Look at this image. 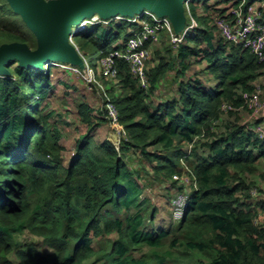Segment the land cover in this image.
Here are the masks:
<instances>
[{"label":"trees","instance_id":"obj_1","mask_svg":"<svg viewBox=\"0 0 264 264\" xmlns=\"http://www.w3.org/2000/svg\"><path fill=\"white\" fill-rule=\"evenodd\" d=\"M240 2H209L204 16L210 26L193 13L201 26L185 39L195 45H180L181 73L187 60L202 55L214 89L190 78L179 82V95L156 103L151 96L166 78L170 58L162 56L157 66L148 67V87L118 58L120 92L114 84L109 92L126 136L119 148L107 139L97 142L92 107L81 104L88 130L68 162L62 132L46 110L52 67H26L18 59L6 64L8 73H0V264H85L94 256L108 264H179L191 257L200 264H264V220H258L264 203L252 202L249 192L264 159V135L258 130L264 116L253 114L242 95L256 90L264 62L226 40L215 21L224 14L232 18L226 11ZM258 8L264 19V7ZM116 28L94 23L74 38L83 59L90 56L95 73L107 83L113 80L103 74L104 58L131 35L123 26ZM37 39L9 0H0V44ZM224 103L230 108L223 109ZM240 110H249L250 120L242 122ZM227 114L234 118L221 126ZM185 171L197 185L188 207L179 222L157 228L158 208L142 197L144 189L159 185L168 196L185 191ZM27 231L48 249L21 240ZM112 234L110 249L100 253L93 243Z\"/></svg>","mask_w":264,"mask_h":264},{"label":"rangeland","instance_id":"obj_2","mask_svg":"<svg viewBox=\"0 0 264 264\" xmlns=\"http://www.w3.org/2000/svg\"><path fill=\"white\" fill-rule=\"evenodd\" d=\"M209 2H211L210 5H212V3L216 2V0H201V2H198V0H192L190 2L191 4L190 10L188 5L187 4L185 5L186 18H185L184 26L178 29L179 32V34H177L178 37H180V32L183 31L184 27L190 25L189 11H191V9H192L191 13L192 14L194 13V15L198 19H200L202 22H207L209 26L211 25L210 18L204 16L206 15V8ZM252 4L251 3L248 4V9H251L252 11L256 12L259 15L258 12L259 10H257V8H254ZM256 4L259 5V3ZM226 6L227 4H221V8ZM233 6L227 9L228 10L226 11L227 14L232 13ZM139 17L140 15H136V16L119 15V16H113L111 18H106L97 23H101L108 30L114 29V31H115V27H117L116 29H118V27L123 26L125 32L126 29L130 32L134 30L136 27L141 26V22L140 20H138ZM190 34H193L192 36H195L197 33H195L194 31L191 32ZM218 36L219 34L216 35V38H218ZM171 39H172V35L169 34V31H163L160 34H156V36L152 37L149 41V45L152 48V56L148 62L149 68L153 66H157L162 56H167L172 61L170 63V67L168 69L166 78L158 83V87L156 88V90H154V93L151 96L152 98L151 100L155 101L156 103L164 102V100H166L167 97L171 96L170 95L171 93L173 95H179L178 84L180 81L188 80L190 78L192 79L199 78L200 82L204 85V87L208 88L212 84V80H213L210 78L211 75L206 72L207 62L209 61L208 59H203L202 55H199L198 57L192 56L190 58V62L187 60L189 67L185 72V74H182L181 70H183L184 65L183 63L180 62V59L177 58L179 54L180 45L186 44L189 46H194L195 42L186 40L185 38L178 41H172ZM121 41L122 39H119L118 43H121ZM28 44L33 50H36L40 45L38 39L37 41L31 40V42ZM158 51L160 54L158 53ZM80 55L82 58L80 62L73 63L62 60H53V64H51L48 68L46 67L44 68L49 70L52 67L51 70L52 87L47 93L48 103L46 106V110L47 112H53L50 121L54 126L60 128L62 132L61 140L63 144H65L66 146V151H65L66 162H68L70 157L73 155L75 151V144L77 139H79L80 134L88 130V125L86 121L83 120V116L80 113L81 104L86 103L92 107L91 114L93 116L94 122H98L99 124V126L92 131V135L94 136L97 142H101L107 139L110 140L111 142H117L120 144L121 139H123L126 136L125 133L124 136L121 137L122 133H119L118 130L113 126V123L107 112L108 108L106 105V99L112 98L109 92V88H111L113 84L116 87L117 92H120L119 78L113 80V82L110 83L102 81L97 76L95 71L93 70L92 72L91 70L92 58L90 59V56H87L85 57V59H83L82 55L84 54L80 53ZM88 64L90 66V70L87 67ZM95 78L100 80L98 84L95 82L94 80ZM255 84H260L261 87L264 88V72L262 76L259 77L257 82H255ZM262 97L264 99V89L262 92ZM248 109L254 112L253 109L250 108ZM249 110L247 111L240 110L242 122L250 120L248 116ZM233 118H234L233 115L227 114L221 120L222 122L221 126H223L226 121L230 119L233 120ZM258 130L262 133V135H264V122L260 124ZM203 149L204 148L199 147L201 153H204ZM187 152L190 153L189 147L187 148ZM206 152L207 151H205V153ZM191 157L193 159H196L195 156L191 155ZM185 161L186 158L184 157L183 162L186 163L187 161L186 162ZM135 163L138 162L135 161ZM260 166L261 167L259 168V170L252 175V179L255 180L256 182H253L251 184V187L249 188V192L251 194V201L254 203H258V202L264 203V159H263V164ZM186 167L188 168V165H186ZM183 178L186 180L187 189L181 192H173L170 196H168V191L164 189L162 186L148 185L145 187L142 197H146V196L149 197L150 202L153 205H156L158 208L155 219V222H157L156 225L157 228L166 227L170 223H177L180 221L181 216H179L176 213L173 200L177 195L181 193L190 196L191 190L194 186L193 178L190 177L188 172L185 171V173L183 174ZM259 211L260 212L258 215V220L263 221L264 208H260ZM148 225L149 223L146 224V226ZM150 228L151 226H149V228L147 229ZM114 237H116L115 234L106 236L104 238H98L97 241L93 243V245L96 249L100 251V253L106 252L110 249L109 248L110 243ZM19 238L23 241H28V240L36 241L41 249H45V250L48 249V247L42 243V239L40 237L35 236L28 231L21 234ZM141 253L142 251H136V255H139ZM95 258L96 256L87 259L85 261V264H108L105 262V257L101 256L99 259L96 260ZM179 264H200V262L197 257H191V258L183 259L181 262H179Z\"/></svg>","mask_w":264,"mask_h":264},{"label":"water","instance_id":"obj_3","mask_svg":"<svg viewBox=\"0 0 264 264\" xmlns=\"http://www.w3.org/2000/svg\"><path fill=\"white\" fill-rule=\"evenodd\" d=\"M185 0H9L35 32L39 47L33 50L25 41L5 42L0 45V73H8L6 64L18 59L20 64L32 68H48L53 60L77 63L81 55L71 41L83 22L96 12L102 18L118 14H142L149 9L158 15H168L180 29L185 22Z\"/></svg>","mask_w":264,"mask_h":264},{"label":"built area","instance_id":"obj_4","mask_svg":"<svg viewBox=\"0 0 264 264\" xmlns=\"http://www.w3.org/2000/svg\"><path fill=\"white\" fill-rule=\"evenodd\" d=\"M231 14L232 18L227 17L226 15L216 16L215 21L221 35L228 41L249 48L258 56L261 62H264V24L260 22L262 18L261 13L259 12V16L256 12L248 9V0H241L239 5L233 6ZM102 20L104 19L96 14L92 16V18L86 20L84 25H86V23H94L93 21L99 22ZM138 20L141 22L139 30L133 31L124 42L123 47L111 51L104 58L103 73L106 76L111 77L113 80L118 79L119 67L117 59L123 58L129 63L132 72L140 80L141 84L148 87V62L152 56V48L149 45L150 39L156 36L159 30L164 28L172 35V41H178L183 39L186 31L178 37L173 29L170 18L157 15L151 10H146L140 15ZM199 26L198 21L195 18H192L188 30ZM263 89L264 88H262L260 84H256V90L254 92H242L243 98L248 107L253 109V114L257 116H264V99L262 97ZM106 105L113 126L119 133H122L121 137L124 136L126 130L121 123L120 113L116 103L112 98H107ZM222 108L226 110L230 107L228 104L224 103ZM113 143L117 145L119 144L117 142ZM189 200L190 196L183 193L177 195L173 200L175 211L179 216L182 217L184 215Z\"/></svg>","mask_w":264,"mask_h":264},{"label":"clouds","instance_id":"obj_5","mask_svg":"<svg viewBox=\"0 0 264 264\" xmlns=\"http://www.w3.org/2000/svg\"><path fill=\"white\" fill-rule=\"evenodd\" d=\"M190 1L191 0H185L184 1V17H185V11H186V4L188 5V7H189V10H190V6H189V3H190ZM248 4H249V2H248ZM146 10H149V9H146ZM146 10H144V12L146 11ZM152 11V10H151ZM143 12V13H144ZM154 12V11H153ZM190 12V17H189V20H190V24H191V20H192V18H195L194 16H193V14L191 13V11H189ZM142 13V14H143ZM201 13H203V12H201ZM98 15V13L96 12L94 15ZM157 14V13H156ZM93 15V16H94ZM119 15H122V14H118V15H115V16H119ZM136 15H141V14H139V13H136L135 14V16ZM158 15V14H157ZM224 15H226V14H224ZM160 16H167V17H169L168 15H160ZM113 17V16H112ZM90 18H92V16L91 17H88L87 19H85L83 22H80V23H77L76 24V26L75 25H73V29H75V28H78V30H77V32L79 31V30H82V29H86V28H88L92 23H86V25H84V22L86 21V20H88V19H90ZM102 18V17H101ZM109 18H111V17H109ZM170 18V17H169ZM186 18V17H185ZM216 18V17H215ZM103 19H106V18H103ZM196 19V18H195ZM170 20H171V18H170ZM197 20V19H196ZM171 22H172V20H171ZM94 23H97V22H94ZM199 23V22H198ZM200 25V24H199ZM172 26H173V29H174V31L177 33V34H179V32H178V28H176L174 25H173V22H172ZM184 26V25H183ZM201 26V25H200ZM141 27V26H140ZM140 27H136L134 30H132V31H130L131 32V34L133 33V31H135V30H139V28ZM188 27H189V25L188 26H185L184 27V29H183V31L182 32H180V34H182L183 32H185L186 31V34H185V36L183 37V38H185L188 34H190L191 32H194L195 31V33H196V28H190L189 30H188ZM161 30H164V31H167V29H161ZM219 32H220V30H219ZM158 34H160V30L158 31ZM190 35H193V34H190ZM75 37H72L71 38V41L73 42V44L74 45H76L77 46V44L75 43V39H74ZM77 48H78V46H77ZM78 51H79V48H78ZM80 53V52H79ZM53 62V61H52ZM88 69L90 70V66H89V64H88ZM119 67V66H118ZM91 70H92V72H93V70H94V68H93V66H92V68H91ZM104 74V73H103ZM105 75V74H104ZM108 77V76H107ZM109 78H111V77H109ZM95 80V82L98 84L99 83V79H94ZM113 80V79H112ZM113 99V98H112ZM114 101V100H113ZM115 102V101H114ZM117 105V104H116ZM118 107V106H117ZM119 109V108H118ZM113 143V142H112ZM114 144V143H113ZM116 145V147H118L119 148V144L117 145V144H115ZM186 181V180H185ZM191 194V193H190ZM191 197V196H190ZM181 219V218H180Z\"/></svg>","mask_w":264,"mask_h":264},{"label":"crops","instance_id":"obj_6","mask_svg":"<svg viewBox=\"0 0 264 264\" xmlns=\"http://www.w3.org/2000/svg\"><path fill=\"white\" fill-rule=\"evenodd\" d=\"M259 3V2H258ZM259 5H261V7H264V2H260L259 3ZM252 6L254 7V8H257V10H259V12H260V9L258 8V5L256 4V3H253L252 4ZM261 13V12H260ZM261 16H262V13H261ZM264 19L262 18V20L260 21L262 24H264ZM210 78L211 79H213L214 80V78L212 77V76H210ZM212 80V84L210 85V87H212V89H214L215 88V80L213 81ZM261 124V123H260ZM258 126H260V125H258ZM194 186H197L196 184H194Z\"/></svg>","mask_w":264,"mask_h":264}]
</instances>
